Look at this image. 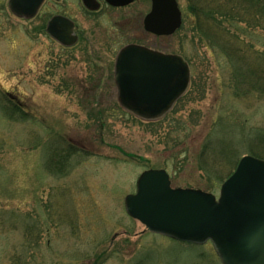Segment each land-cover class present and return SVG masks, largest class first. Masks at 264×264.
Wrapping results in <instances>:
<instances>
[{
    "label": "rangeland",
    "instance_id": "374dc122",
    "mask_svg": "<svg viewBox=\"0 0 264 264\" xmlns=\"http://www.w3.org/2000/svg\"><path fill=\"white\" fill-rule=\"evenodd\" d=\"M7 1L0 0V264H221L210 242L147 231L127 215L124 199L155 168L168 172L172 187L217 196L243 155L264 159V94L246 92L245 81V93L238 92L231 76L264 62V29L230 27L248 56L232 60L234 67L200 40L187 1L177 0L180 29L137 40L182 56L191 80L172 110L148 123L119 106L110 76L129 39L92 34L78 15L88 39L64 48L35 32L34 21L12 15ZM91 40L100 47L95 64L84 54ZM9 100L26 116H9Z\"/></svg>",
    "mask_w": 264,
    "mask_h": 264
},
{
    "label": "water",
    "instance_id": "95a60500",
    "mask_svg": "<svg viewBox=\"0 0 264 264\" xmlns=\"http://www.w3.org/2000/svg\"><path fill=\"white\" fill-rule=\"evenodd\" d=\"M43 0H8L16 16L31 18ZM89 0H84L88 2ZM124 5L133 0H106ZM182 23L176 0H151L144 29L171 35ZM60 26L64 34L54 29ZM71 22L54 18L47 31L71 45ZM189 68L183 58L129 44L117 54L113 79L119 105L145 121L163 117L188 87ZM127 214L153 233L180 242L211 241L222 264H264V160L243 156L215 195L194 188L172 187L164 169L143 171L136 191L124 199Z\"/></svg>",
    "mask_w": 264,
    "mask_h": 264
},
{
    "label": "trees",
    "instance_id": "16d2710c",
    "mask_svg": "<svg viewBox=\"0 0 264 264\" xmlns=\"http://www.w3.org/2000/svg\"><path fill=\"white\" fill-rule=\"evenodd\" d=\"M188 13L191 14L194 19L193 30L198 32V36L201 41L211 48L215 49V46L222 50L229 56L232 63L234 61H244L248 59V56H244L242 52V46L239 42L236 34L232 35L230 27L238 28L240 24H244L248 31L255 28L264 29V0H186ZM234 60V61H232ZM258 68L249 71L247 73H239V69H235L232 73V78L236 81V90L245 93L243 83L245 81L247 88L246 92L255 90L264 94V62L257 60ZM234 69V68H233ZM247 77H252L251 81ZM246 79V80H245ZM248 80V81H247ZM250 84V86L248 85ZM241 89V90H240ZM11 107L8 105L9 116L18 114L26 116V113L13 101L9 100ZM151 123V122H150ZM61 148L55 149V154L59 156ZM63 155L67 153L69 155V149H66ZM58 153V154H57ZM54 154V156H55ZM60 158V157H59ZM66 158V157H65ZM233 167V166H231ZM231 173L227 172L221 180L226 179Z\"/></svg>",
    "mask_w": 264,
    "mask_h": 264
},
{
    "label": "flooded vegetation",
    "instance_id": "af4514ba",
    "mask_svg": "<svg viewBox=\"0 0 264 264\" xmlns=\"http://www.w3.org/2000/svg\"><path fill=\"white\" fill-rule=\"evenodd\" d=\"M75 2L73 4L75 7H68L67 2ZM72 5V6H73ZM151 2L150 0H133L130 3L124 5H112L106 0H89L87 3L84 0H43L35 16L31 19L25 21L32 22L34 21L36 25L34 26L35 32H44L49 37L50 35L46 32L48 24L55 18L60 17V19H68L72 23L71 32L76 36V44L85 38L84 32L81 30L77 16L81 15L88 19L91 24L92 34L93 32L99 31L98 34H109L110 41H113L114 38H127V42L122 44L118 50L123 46L128 44H141V41H138V37L145 35L148 36L150 33L144 29V19L149 14ZM111 16V17H110ZM102 17H109L107 23H110L111 28L108 29L103 27ZM57 29L58 32L64 34L65 31L62 30L60 26L55 25L54 29ZM89 33V32H86ZM111 35V36H110ZM96 36H94L95 38ZM101 36H97L98 38ZM87 38V37H86ZM88 39V38H87ZM106 41V40H102ZM107 41H109L107 39ZM106 41V42H107ZM96 42L91 40L89 45L84 47V54L87 55L88 60L93 64L97 63L96 55H99L100 47L95 46ZM66 48V47H65ZM70 48V47H69ZM104 48V47H103ZM91 49V50H90ZM117 50V52H118ZM114 59L112 61L113 68ZM101 64H99L100 66ZM100 70L105 68L96 67ZM108 71V69H105ZM110 75L109 73L107 74ZM111 80L113 82L112 74ZM101 82L99 81V84Z\"/></svg>",
    "mask_w": 264,
    "mask_h": 264
},
{
    "label": "bare ground",
    "instance_id": "6f19581e",
    "mask_svg": "<svg viewBox=\"0 0 264 264\" xmlns=\"http://www.w3.org/2000/svg\"><path fill=\"white\" fill-rule=\"evenodd\" d=\"M47 29H48V28H47ZM47 29H46V32H48ZM48 34L51 36V34H50L49 32H48ZM51 37H52V36H51Z\"/></svg>",
    "mask_w": 264,
    "mask_h": 264
}]
</instances>
